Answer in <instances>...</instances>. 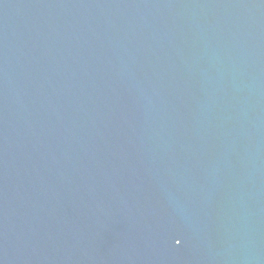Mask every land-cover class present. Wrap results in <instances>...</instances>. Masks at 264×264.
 <instances>
[{
	"label": "water",
	"instance_id": "95a60500",
	"mask_svg": "<svg viewBox=\"0 0 264 264\" xmlns=\"http://www.w3.org/2000/svg\"><path fill=\"white\" fill-rule=\"evenodd\" d=\"M0 264H264V0H0Z\"/></svg>",
	"mask_w": 264,
	"mask_h": 264
}]
</instances>
